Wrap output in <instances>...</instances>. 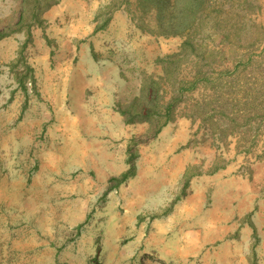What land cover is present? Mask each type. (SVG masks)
I'll return each mask as SVG.
<instances>
[{"label":"rangeland","instance_id":"obj_1","mask_svg":"<svg viewBox=\"0 0 264 264\" xmlns=\"http://www.w3.org/2000/svg\"><path fill=\"white\" fill-rule=\"evenodd\" d=\"M22 1L0 0V264H264V0L171 28L143 0L20 23Z\"/></svg>","mask_w":264,"mask_h":264},{"label":"trees","instance_id":"obj_2","mask_svg":"<svg viewBox=\"0 0 264 264\" xmlns=\"http://www.w3.org/2000/svg\"><path fill=\"white\" fill-rule=\"evenodd\" d=\"M148 2H154V5L157 8V18L159 19H164L163 23L167 26H169L170 28L175 26L174 22L175 21H179L178 25H181V27H183V24H188L189 21H193L195 19V17L197 16V12L200 11V7L203 4V0H184V2L181 4L179 3V0H143V7L146 9L148 7L147 3ZM42 4V0H23L22 1V12H21V17H20V23L24 22L27 18H26V13H28V11H31L32 13V17H34V19L38 20L39 19V14H38V10H40V8L42 9L43 7H40ZM3 36L0 33V37ZM198 79H201L200 77H198ZM196 80L194 81V84H196ZM184 83H182L180 85V87L178 88V91L183 90L182 85ZM151 102H155V101H150V103H148V106L150 107H154L151 105ZM172 103H170L167 106V115L169 114V112L172 109ZM125 113L129 112V110H125ZM133 118V117H132ZM148 120V119H146ZM169 120V119H168ZM166 120V122L168 121ZM161 129H159L160 131ZM158 131V132H159Z\"/></svg>","mask_w":264,"mask_h":264}]
</instances>
